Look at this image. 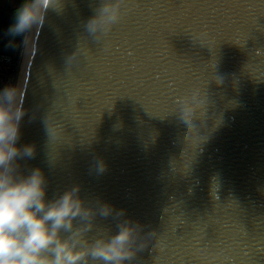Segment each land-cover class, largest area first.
Segmentation results:
<instances>
[{"label": "water", "instance_id": "obj_1", "mask_svg": "<svg viewBox=\"0 0 264 264\" xmlns=\"http://www.w3.org/2000/svg\"><path fill=\"white\" fill-rule=\"evenodd\" d=\"M99 4L49 0L22 171L42 170L48 199L79 186L138 223L125 264H264V0H123L92 33ZM115 226L98 217L87 235Z\"/></svg>", "mask_w": 264, "mask_h": 264}, {"label": "clouds", "instance_id": "obj_2", "mask_svg": "<svg viewBox=\"0 0 264 264\" xmlns=\"http://www.w3.org/2000/svg\"><path fill=\"white\" fill-rule=\"evenodd\" d=\"M122 3L100 0L87 29L106 31L123 15ZM48 4L49 0H19L10 31L19 34L42 24ZM215 77L217 85L223 83L221 76ZM17 97L14 87L0 90V264H125L136 250L138 223L122 218L123 210L114 212L107 203L97 205L82 197L79 186L48 199L42 170L22 171L19 161L32 158L35 149L18 144L25 110ZM194 99L178 98L185 124ZM98 217H112L115 230L106 228L89 238Z\"/></svg>", "mask_w": 264, "mask_h": 264}, {"label": "rangeland", "instance_id": "obj_3", "mask_svg": "<svg viewBox=\"0 0 264 264\" xmlns=\"http://www.w3.org/2000/svg\"><path fill=\"white\" fill-rule=\"evenodd\" d=\"M4 1L5 0H0V7L5 4ZM15 9L14 11H12V16L3 25V28L0 32V42L4 41V46L0 44V50L4 52H8V53H15V51L19 50V59H20V68H21V59H22L27 35L32 29L25 31L23 33H19V34L16 33L14 30L10 31L14 23ZM19 75H20V72H19Z\"/></svg>", "mask_w": 264, "mask_h": 264}, {"label": "built area", "instance_id": "obj_4", "mask_svg": "<svg viewBox=\"0 0 264 264\" xmlns=\"http://www.w3.org/2000/svg\"><path fill=\"white\" fill-rule=\"evenodd\" d=\"M20 59L12 53L0 50V90L14 87L18 93Z\"/></svg>", "mask_w": 264, "mask_h": 264}, {"label": "bare ground", "instance_id": "obj_5", "mask_svg": "<svg viewBox=\"0 0 264 264\" xmlns=\"http://www.w3.org/2000/svg\"><path fill=\"white\" fill-rule=\"evenodd\" d=\"M38 26L33 27L32 30L27 35L26 43L23 50V55L21 59V68H20V75L18 80V101L21 102L23 89L25 86L28 66L30 63V59L33 52L34 42L36 38Z\"/></svg>", "mask_w": 264, "mask_h": 264}, {"label": "flooded vegetation", "instance_id": "obj_6", "mask_svg": "<svg viewBox=\"0 0 264 264\" xmlns=\"http://www.w3.org/2000/svg\"><path fill=\"white\" fill-rule=\"evenodd\" d=\"M4 2L5 4L0 7V32L3 25L12 16V11L17 7L19 0H5ZM0 44L4 46V41H1Z\"/></svg>", "mask_w": 264, "mask_h": 264}, {"label": "trees", "instance_id": "obj_7", "mask_svg": "<svg viewBox=\"0 0 264 264\" xmlns=\"http://www.w3.org/2000/svg\"><path fill=\"white\" fill-rule=\"evenodd\" d=\"M16 58H19V50L15 51V53H12Z\"/></svg>", "mask_w": 264, "mask_h": 264}]
</instances>
